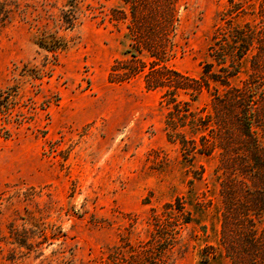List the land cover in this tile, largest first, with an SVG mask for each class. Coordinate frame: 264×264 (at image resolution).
Listing matches in <instances>:
<instances>
[{
	"label": "rangeland",
	"instance_id": "obj_1",
	"mask_svg": "<svg viewBox=\"0 0 264 264\" xmlns=\"http://www.w3.org/2000/svg\"><path fill=\"white\" fill-rule=\"evenodd\" d=\"M4 1L13 12L0 22V264H201L206 247L219 255V150L185 158L168 139L162 93L142 77L108 80L129 44L126 25L110 20L122 0ZM232 1L248 14L261 2ZM230 9V0H182L170 66L199 78ZM211 99L204 92L193 110L208 111Z\"/></svg>",
	"mask_w": 264,
	"mask_h": 264
},
{
	"label": "trees",
	"instance_id": "obj_2",
	"mask_svg": "<svg viewBox=\"0 0 264 264\" xmlns=\"http://www.w3.org/2000/svg\"><path fill=\"white\" fill-rule=\"evenodd\" d=\"M181 1L122 0L126 8L111 11L112 22L126 25L129 44L123 58L112 65L108 80L124 84L142 77L146 90L162 93L161 104L168 109V139L180 144L185 158L211 156L219 150L221 253L206 247L201 264L221 256L231 264H264V226H257L264 216V0L251 14L230 0L232 9L225 15V26L218 30L209 51L211 61L204 63L199 78L169 64ZM12 10V3L1 2L0 22L9 19ZM77 10L74 7L73 15L63 18L69 28L74 27ZM215 66L218 72L213 71ZM241 74L246 78L234 85L232 81ZM204 92L212 96L209 109L195 112L192 106ZM176 205L175 210L182 212L181 199ZM187 220L183 223L196 222Z\"/></svg>",
	"mask_w": 264,
	"mask_h": 264
}]
</instances>
